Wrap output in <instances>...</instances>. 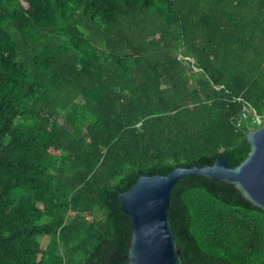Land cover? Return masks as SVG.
<instances>
[{
    "label": "trees",
    "instance_id": "1",
    "mask_svg": "<svg viewBox=\"0 0 264 264\" xmlns=\"http://www.w3.org/2000/svg\"><path fill=\"white\" fill-rule=\"evenodd\" d=\"M255 113L264 0H0V264H129L120 195L240 165ZM169 218L184 264H264V211L227 184L182 178Z\"/></svg>",
    "mask_w": 264,
    "mask_h": 264
},
{
    "label": "water",
    "instance_id": "2",
    "mask_svg": "<svg viewBox=\"0 0 264 264\" xmlns=\"http://www.w3.org/2000/svg\"><path fill=\"white\" fill-rule=\"evenodd\" d=\"M250 152L238 166L224 157L201 167H177L168 175L141 176L120 195L121 211L131 218V237L125 255L129 264H184L169 218L171 194L182 178L205 177L227 184L256 209L264 211V120L247 136Z\"/></svg>",
    "mask_w": 264,
    "mask_h": 264
},
{
    "label": "built area",
    "instance_id": "3",
    "mask_svg": "<svg viewBox=\"0 0 264 264\" xmlns=\"http://www.w3.org/2000/svg\"><path fill=\"white\" fill-rule=\"evenodd\" d=\"M250 116H251V110L245 106L242 112V117L243 119H247ZM254 118L258 124H262L263 120H261V118L258 115H256V113L254 114ZM238 126H240V124H238Z\"/></svg>",
    "mask_w": 264,
    "mask_h": 264
}]
</instances>
